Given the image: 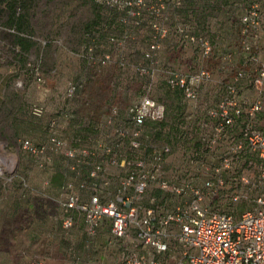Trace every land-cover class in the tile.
<instances>
[{"label": "rangeland", "instance_id": "rangeland-1", "mask_svg": "<svg viewBox=\"0 0 264 264\" xmlns=\"http://www.w3.org/2000/svg\"><path fill=\"white\" fill-rule=\"evenodd\" d=\"M16 1V15L25 18L21 31L8 23V2L0 0V264H63L71 255L69 247L73 246L80 254V264H120L115 248L105 245L104 229L90 249L83 247L85 235L81 217L69 231L61 229L60 186L52 185L51 177L55 172L65 171L68 163L65 156L52 154V160L39 167L33 157L20 151V141L45 142L48 121L61 116L65 109L73 117L59 118L57 133L60 136L77 139V143L104 140L109 131L104 117L111 113L110 106L115 105L120 110L115 121L123 119L126 106L143 94L144 84L150 82L148 94L163 104L170 128H161L159 123L147 124L153 140H162L170 146L162 163L164 174L171 182L192 179L200 185L212 176L210 163H216L229 149L241 121H235L211 151H204L196 142L200 130L198 122H209L205 111L220 96V83L229 80L237 69L250 75L254 66L244 63L235 27L230 41L209 35L214 44V55L209 60L199 58L193 47H177L172 32L163 48L160 44L153 72L148 76L139 75L136 68L146 65L142 52L150 38L145 12L141 24L132 26L119 21L124 10H107L100 5V0ZM232 1L237 17L242 10L239 4L251 0ZM260 16L264 30V0H260ZM18 35L28 41V48L24 49L17 41ZM110 36L114 38L112 43L107 42ZM255 44V52L263 58L264 32ZM89 45L93 47V59H89ZM104 54L109 55V60L100 65L98 59ZM223 55H229V60L223 71H217L215 65ZM168 67L182 71L206 68L211 78L199 87L196 101L188 103L181 94L166 86L161 70ZM38 75L41 82L37 81ZM79 80L84 85L82 90L69 99L68 85ZM237 88L242 97L253 96L248 79L240 81ZM35 105L43 107L39 117L32 114ZM89 117L95 120L93 126L86 129L82 121ZM252 124L264 130L262 115L257 114ZM190 159L195 161L194 165H190ZM248 161L251 163L246 167ZM259 168H264V159L244 150L235 152L228 169L221 172L222 184L213 186L211 193L203 190L204 204L233 216L252 208L250 199L264 183V179H259ZM117 172L116 167L106 169L110 193L114 192ZM70 177L75 178V175L70 174ZM82 177H86L84 173ZM156 194L154 187H148L141 203L146 205V196ZM234 195L238 196L236 200H232ZM244 196L247 198H242ZM166 204L168 207L170 201ZM171 248L177 251L175 243H171Z\"/></svg>", "mask_w": 264, "mask_h": 264}, {"label": "built area", "instance_id": "built-area-1", "mask_svg": "<svg viewBox=\"0 0 264 264\" xmlns=\"http://www.w3.org/2000/svg\"><path fill=\"white\" fill-rule=\"evenodd\" d=\"M100 1L108 7L125 8L126 17L122 22L126 25H138L141 11L147 12L150 38L142 53L147 63L139 65L136 70L139 75L148 76L158 63L160 41L170 31L164 11L170 6H181L182 0H159L155 4H147L145 0ZM239 5L242 10L237 16L236 38L244 63L254 68L250 75L237 69L229 80L220 83V96L205 111L209 122H198L200 130L196 142L204 151H211L225 136L227 129L235 121H241L229 149L216 163H210L212 176L200 185L192 179L171 182L164 174L162 163L164 156L170 152V146L162 140H153L150 125H147L163 119L164 106L148 94L150 82L144 84L145 92L126 106L123 119L115 121L118 116L115 108L105 115L109 131L104 140L77 143V139L60 136L57 133L59 118L69 120L73 117L65 109L61 116L48 121L45 142L20 141V151L33 157L39 167L49 163L52 154H61L68 160L65 171H62L64 180L59 187L60 227L67 232L81 217L87 237L86 248L94 246L104 229L105 245L115 248L120 264H264V183L250 199L253 207L239 212L237 216L209 209L204 204L203 190L211 193L213 186L222 184L221 172L228 169L235 152L244 150L264 159V130L252 124L257 114L264 118V57L261 58L254 50L255 43L264 32L260 0ZM231 12L234 15L233 9ZM174 32L180 44L197 49L199 58H213L214 44L208 35L195 32L182 23L176 24ZM108 39L114 41L113 37ZM92 51L93 47L88 46L89 59H93ZM228 57L223 55L219 58L215 65L217 71L225 69ZM108 60L109 55L104 54L98 63L104 65ZM161 71L166 86L179 90L188 103L196 101L199 87L211 78L209 70L202 67L189 71L168 67ZM244 79H248L253 91L251 98L239 94L237 85ZM37 81H42L39 75ZM81 88L82 82L70 83L67 97L72 99ZM32 114L41 116L43 107L35 105ZM89 124V118L83 119V127H89ZM189 163L194 165L195 161L190 159ZM250 163L248 161L246 167ZM11 167H14V161ZM107 167L118 169L112 193L107 190ZM70 174L75 178H71ZM259 179H264V168H259ZM45 183L49 184V180ZM23 185L26 186V183L23 182ZM150 186L158 194L147 195V204L143 205L141 198ZM237 197L234 195L232 200ZM167 200L170 201L168 207ZM171 243H175L176 252L171 251ZM69 250L71 255L63 264H80V254L73 247Z\"/></svg>", "mask_w": 264, "mask_h": 264}, {"label": "trees", "instance_id": "trees-1", "mask_svg": "<svg viewBox=\"0 0 264 264\" xmlns=\"http://www.w3.org/2000/svg\"><path fill=\"white\" fill-rule=\"evenodd\" d=\"M145 1L147 4H155L159 0H155V1L145 0ZM165 1L168 2V0H165ZM227 1H229V0H182L181 6H179V7H172L169 5L170 7H168V9L166 11H164V15L167 19V24L170 28L168 35L164 38V39H166L165 41L169 40V38H168L169 34H171L173 32L175 35V40L173 42L175 44H177L176 45L177 47L183 46L182 44H180L178 42L177 36L174 32V28H175L177 23L187 24L195 32H202L203 31L202 33H204L208 36L211 35V37L214 39L215 38L218 39L219 33H218L217 28H219V27H215L214 24H212V23L217 22L216 16H218V13L220 12L219 9L221 7H223L227 3ZM7 2L9 5V12H10V15L8 17V23H10L12 26H14L18 31L23 30L24 26H25V24H24L25 18L23 15H20V14L16 15L15 8H16L17 1L16 0H7ZM100 5L107 10H111V9L124 10V16L119 18V21L122 24H124L122 22V19L124 17H126V12H125L126 9L125 8L108 7V6L104 5L101 1H100ZM143 12L146 13V17L148 18L147 12L145 10H142L141 15H140L141 16L140 23L138 25H140L142 20H143L142 19V13ZM171 24H172L173 30L171 29ZM124 25H126V24H124ZM128 25H131V24H128ZM138 25H132V26H138ZM146 25L148 27V23H146ZM148 29H149V27H148ZM149 31H150V29H149ZM88 36H90V38H93L95 40V37H91L92 36L91 34H88ZM110 37H112V36H110ZM149 37H150V32H149ZM108 38L109 37H107V42L112 43L109 41ZM164 39H162V40H164ZM162 40L160 41V44L163 43ZM17 41L21 44L22 47H24V49H26L30 46L28 41L23 36L18 35ZM175 44H173V45H175ZM145 63H147V62H145ZM79 82H82V81L79 80ZM81 90H82V88L77 91V95ZM170 90L173 92L181 94V92L177 89H170ZM181 96H182V94H181ZM113 108L117 109L116 113H120V110H118V108L115 105L110 106L109 110H112ZM165 112L167 113V111H165V108H164V113ZM89 119H90V124H89V127H85L86 129L91 128L93 126L95 117H89ZM158 123L161 125V128H164V126H166V130H170L169 126L166 124L165 117H163V119L161 121H159ZM63 180H64V175L60 172H55L51 177V182H52L51 184L52 185L55 184L56 186H60L62 184ZM241 210H242V207L239 208V211H241ZM98 237L96 238L95 242L97 241ZM86 240H87V237L85 235L83 247H85ZM95 242H94V245H95ZM90 248H93V247H90ZM90 248H88V249H90Z\"/></svg>", "mask_w": 264, "mask_h": 264}, {"label": "crops", "instance_id": "crops-1", "mask_svg": "<svg viewBox=\"0 0 264 264\" xmlns=\"http://www.w3.org/2000/svg\"><path fill=\"white\" fill-rule=\"evenodd\" d=\"M230 5V6H229ZM238 6V4L236 5ZM235 8V4L232 0L227 1V3L219 9V13L217 17V22H213L215 27L217 28L219 33V40L220 41H230L232 40V32L234 31L235 27H237V17L236 15H231V10ZM229 27V29H228ZM232 28V29H230ZM166 39L162 40V48L163 44L166 42ZM159 52V51H158ZM91 262V261H90Z\"/></svg>", "mask_w": 264, "mask_h": 264}]
</instances>
